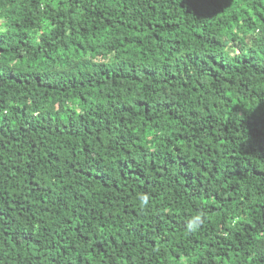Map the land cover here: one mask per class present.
I'll use <instances>...</instances> for the list:
<instances>
[{"label": "trees", "instance_id": "16d2710c", "mask_svg": "<svg viewBox=\"0 0 264 264\" xmlns=\"http://www.w3.org/2000/svg\"><path fill=\"white\" fill-rule=\"evenodd\" d=\"M0 264H264V0H0Z\"/></svg>", "mask_w": 264, "mask_h": 264}, {"label": "clouds", "instance_id": "9594fccd", "mask_svg": "<svg viewBox=\"0 0 264 264\" xmlns=\"http://www.w3.org/2000/svg\"><path fill=\"white\" fill-rule=\"evenodd\" d=\"M150 197L147 193L140 194L139 201L140 206L142 208L146 207L149 203ZM204 213L200 212L194 215L189 221L186 223V230L190 232H194L198 230L200 224L203 222Z\"/></svg>", "mask_w": 264, "mask_h": 264}]
</instances>
